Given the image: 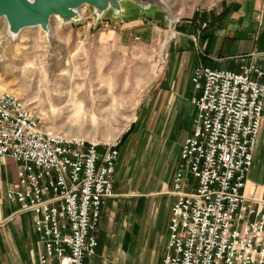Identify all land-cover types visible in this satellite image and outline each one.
Segmentation results:
<instances>
[{
	"label": "built area",
	"instance_id": "2783aa9c",
	"mask_svg": "<svg viewBox=\"0 0 264 264\" xmlns=\"http://www.w3.org/2000/svg\"><path fill=\"white\" fill-rule=\"evenodd\" d=\"M191 82L193 131L174 177L162 264H264V211L245 195L264 118V69L197 68ZM119 157L118 144L41 130L21 98L0 92V158L19 166L8 198L33 217L39 264H87L97 255Z\"/></svg>",
	"mask_w": 264,
	"mask_h": 264
},
{
	"label": "rangeland",
	"instance_id": "374dc122",
	"mask_svg": "<svg viewBox=\"0 0 264 264\" xmlns=\"http://www.w3.org/2000/svg\"><path fill=\"white\" fill-rule=\"evenodd\" d=\"M162 1L174 22L165 12L129 5L148 19L138 31H120L119 25L123 24L116 23L112 11L98 20L90 6L80 9L83 17L72 23L53 17L50 33L35 27L12 37L7 20H0V92L21 98L38 119L41 130L100 146L120 145L122 160L118 162L116 182L119 192L127 195L118 198L123 202L150 195L161 180L171 181V161L166 159V165L161 164L162 157L172 152V144L165 143L179 140L186 133L182 123L176 126L172 98L166 89L174 67L173 46L182 37V29L191 40L196 37L200 46L199 39L211 27L203 29L201 23L199 28L197 18L210 14L215 19L217 10L230 0ZM234 49L231 47L229 53ZM5 169L15 181V163L5 165ZM111 227V235L120 239L128 221L117 219ZM31 235L29 231L23 236L17 228L8 233V244L6 241L0 250V264H34ZM98 264H121V259L114 254Z\"/></svg>",
	"mask_w": 264,
	"mask_h": 264
},
{
	"label": "crops",
	"instance_id": "0c3cea01",
	"mask_svg": "<svg viewBox=\"0 0 264 264\" xmlns=\"http://www.w3.org/2000/svg\"><path fill=\"white\" fill-rule=\"evenodd\" d=\"M129 5L132 4L123 5L124 12L116 20V23L123 24L119 25L120 31H138L141 26L148 24V19L142 11ZM214 17L215 19L208 14L207 18H197V25L194 23L199 28L201 23L211 27L209 31L205 30L203 38L199 39L200 46L196 40H191V37L183 34L182 29V37L176 40L171 53L174 67L166 89L172 98L171 108L173 116L177 119L176 126L178 122L182 123L186 132V136L184 134L179 140H167L165 143L166 146L172 144V152L162 157L161 164L163 166L168 161L166 159L171 161V166L174 167L171 181L161 180L156 190L150 191V195L137 196L133 202L118 199L127 195L119 192V182L115 181L114 196L106 200L95 233L99 243L97 255L87 261V264L103 263L114 254L121 259V264H162L167 254L172 207L177 200L174 193V177L180 165L182 147L193 131L196 109L192 100L197 95L191 82L194 70L210 68L240 73L243 67L252 65L264 69V0H230L225 7L217 10ZM231 47L235 48L234 53H229ZM224 51L226 55L223 54ZM187 125L188 130L185 129ZM119 160H122L121 156ZM12 161L9 158H0V250L6 241L8 244L7 234L11 235L15 228L17 231L20 229L23 236H27L31 231L30 254L34 264H39L38 237L34 230L33 217L31 214L21 213L19 205L8 198L9 190L17 182L19 168L13 161L16 176L12 182L8 170L5 169V165L12 164ZM159 177L161 178V173L157 180ZM158 188L160 190H157ZM163 195L168 196L163 198ZM245 195L248 198L247 205L264 211V118ZM117 219L128 221V228L123 231L120 239L111 235V225ZM13 222L18 226H8L15 224Z\"/></svg>",
	"mask_w": 264,
	"mask_h": 264
},
{
	"label": "water",
	"instance_id": "95a60500",
	"mask_svg": "<svg viewBox=\"0 0 264 264\" xmlns=\"http://www.w3.org/2000/svg\"><path fill=\"white\" fill-rule=\"evenodd\" d=\"M127 3H133L143 11L153 9L158 13L165 12L171 20L172 16L162 0H0V20H7L10 36L13 34L16 37L27 28L41 27L48 31L53 17H59L65 24L80 20L77 11L84 6L92 7L98 20L109 11L118 19L124 12L123 5Z\"/></svg>",
	"mask_w": 264,
	"mask_h": 264
},
{
	"label": "bare ground",
	"instance_id": "6f19581e",
	"mask_svg": "<svg viewBox=\"0 0 264 264\" xmlns=\"http://www.w3.org/2000/svg\"><path fill=\"white\" fill-rule=\"evenodd\" d=\"M162 4H164L165 6H167L166 3H165L164 1H162ZM166 11H168V13L171 14V12H170L168 6H167V8H166ZM77 12H78V14L80 15V17L82 18V17H83V13H82L81 11H77ZM170 21H171V22H174V20L172 19V17H171V20H170ZM46 32H47V33H48V32L50 33V27H49V30L46 31ZM172 34H173V33H172ZM11 36L14 37L15 35L11 34ZM170 36H171V35H170ZM10 38H11V37H10ZM172 38H173V37H172ZM172 38H170L169 40H167V41L165 42V44H164V48H163V52H161L162 55H164V53L166 52L167 47H168L169 43L171 42V39H172ZM160 56H161V55H160Z\"/></svg>",
	"mask_w": 264,
	"mask_h": 264
},
{
	"label": "trees",
	"instance_id": "16d2710c",
	"mask_svg": "<svg viewBox=\"0 0 264 264\" xmlns=\"http://www.w3.org/2000/svg\"><path fill=\"white\" fill-rule=\"evenodd\" d=\"M119 147H120V145H119Z\"/></svg>",
	"mask_w": 264,
	"mask_h": 264
}]
</instances>
